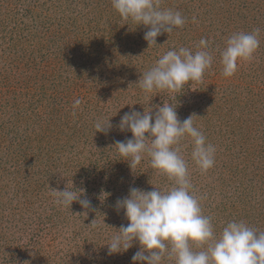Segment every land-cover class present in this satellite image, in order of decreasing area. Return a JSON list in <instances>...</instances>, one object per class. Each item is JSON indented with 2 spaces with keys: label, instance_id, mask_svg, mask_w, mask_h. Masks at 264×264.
Returning <instances> with one entry per match:
<instances>
[{
  "label": "rangeland",
  "instance_id": "rangeland-1",
  "mask_svg": "<svg viewBox=\"0 0 264 264\" xmlns=\"http://www.w3.org/2000/svg\"><path fill=\"white\" fill-rule=\"evenodd\" d=\"M160 7L180 11L186 22L148 47V28L122 19L111 0H0V158L6 161V172H0V264H132L138 242L108 254L111 237L129 223L116 201L131 187L166 189L172 181L151 168L147 155L130 168L115 143L132 133L120 131L118 123L131 108L155 112L164 102L176 107L181 121L194 114V126L216 147L214 166L202 173L191 160L190 138L181 141L194 194L202 197L215 232L232 220L264 231V101L250 108L253 98H264V0H161ZM255 28L261 31L253 59L239 61L235 74L224 77L220 51L226 40ZM201 38L210 41L213 55L201 81L176 93L140 89L142 72L160 56L181 46L196 51ZM240 95L250 108L241 116L234 106ZM76 99L81 104L73 114ZM11 104H24L25 115L41 105L42 112L57 105L58 113L70 114L66 131L58 124L61 114L54 113L57 124L49 129L57 138L37 146L49 156L37 151L19 167L16 156L11 159ZM101 116L113 125L107 134L93 127ZM17 170L32 172L28 183H18ZM34 181L41 185L34 187ZM65 188L84 189L80 198L90 200V207L78 201L71 208L57 206L51 192Z\"/></svg>",
  "mask_w": 264,
  "mask_h": 264
},
{
  "label": "clouds",
  "instance_id": "clouds-1",
  "mask_svg": "<svg viewBox=\"0 0 264 264\" xmlns=\"http://www.w3.org/2000/svg\"><path fill=\"white\" fill-rule=\"evenodd\" d=\"M111 4L122 19L148 28L143 37L148 47L158 44L159 35L171 33L186 22L180 11L162 9L161 0H111ZM260 31L255 28L251 32H237L226 40L220 51L224 77L235 74L239 61L253 59L260 46ZM209 45L208 39L201 38L196 51L183 46L168 50L142 72L138 86L145 94L176 93L189 82L201 81L213 63ZM80 104V99L74 101L73 114ZM155 108V112L142 113L131 108L124 113L118 128L122 132L130 131L132 137L117 141L115 146L132 170L147 155L151 168L166 175L172 184L166 189L154 187L150 191L131 187L127 196L117 199L116 210L123 209L129 223L121 225L111 237L108 254L126 252L138 242L140 248L131 257L132 264H164L165 259L174 264H264V231L243 220H232L217 234L212 218L203 214L202 197L194 194L188 163L181 154V141L190 138L191 160L202 173L214 166L216 147L194 126V114L181 121L172 104L164 102ZM93 127L95 132L107 134L113 125L110 118L101 116L94 120ZM82 192L73 188L53 189L51 195L57 206L71 208L78 201L87 209L91 201L81 199ZM193 243L206 247L195 251Z\"/></svg>",
  "mask_w": 264,
  "mask_h": 264
},
{
  "label": "trees",
  "instance_id": "trees-1",
  "mask_svg": "<svg viewBox=\"0 0 264 264\" xmlns=\"http://www.w3.org/2000/svg\"><path fill=\"white\" fill-rule=\"evenodd\" d=\"M250 91L251 90L247 91V93L251 94ZM251 95L253 96V94H251ZM256 95H258V92ZM261 96L262 95H260V97ZM67 100L68 99L65 100V103L67 102ZM242 100H243V96L240 95L239 99L237 100L238 103L235 102V104H234V106L238 108V111H240V116L243 115L244 111L248 109L246 105L242 106ZM262 101H264V98H262V97L257 98V99L253 98V102L251 101L250 108H252V110H254L253 104L255 102L260 103ZM23 103H25V102H23ZM22 105H24V104H22ZM22 105L18 106V104H13V105L11 104V106H12L11 120H12V124L14 126V130H11V131L8 130V132H12V134H13L12 139H11L12 140L11 146L13 147V149L11 151V153H12L11 159H14V157L16 156V160L18 162L17 167H19L20 163H24V164H21L20 166H23V165L25 166L26 165L25 163L27 162V158H29L31 155L33 157V155L37 151H39L40 153H43V155L46 157L49 156V154L47 152H43L44 147L42 145L39 147H37V146L42 144V141L45 138H48V139H51V138L56 139L57 138V135L55 136L56 133L51 135L50 129H49V126H54L57 124V123H55V117H53L54 113H58V110L56 108L57 105L55 107H51L48 110V112L47 111L42 112V110H43V108H45V106L42 107V105H41V107H39L40 109L36 113H34L33 115H32V109L30 110L29 113H27V111H26V115H25V113H21L20 108L22 107ZM48 106H50V105H47L46 108ZM230 109L231 108H229L228 110H230ZM58 114H61V113L59 112ZM249 114L247 113V115H249ZM69 115H70L69 113H65L64 115L61 114V117L58 120L59 121L58 124L66 125V127H65L66 131L68 130L69 122H70L69 121V117H70ZM234 122H236V124L240 123V118H237ZM22 126H25L24 130L18 129L19 127H22ZM63 130H64V128H63ZM8 132H7V130L5 131V133H8ZM3 141H4L3 136L0 134V143ZM3 152L5 155L4 160H6L9 153H10L9 147L7 146V148ZM37 156H38V153H37ZM1 160H3V159L0 158V172L1 171L6 172V169L3 166L6 161L2 162ZM15 168H16V166H15ZM21 169L23 170V168H21ZM21 172H22V174L28 173V177H26L25 175L23 176L21 174ZM31 173L32 172H25V171H18L17 170L15 178H19L18 183H20L21 181L28 183L30 180V177H31ZM15 184H17V182H15ZM33 184H34L33 185L34 187H38L41 185V183L38 181H34ZM44 217L45 216L41 217V221H42V219H44ZM41 221H40V223H41Z\"/></svg>",
  "mask_w": 264,
  "mask_h": 264
}]
</instances>
